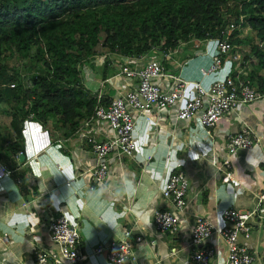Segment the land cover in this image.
<instances>
[{
	"label": "crops",
	"instance_id": "crops-1",
	"mask_svg": "<svg viewBox=\"0 0 264 264\" xmlns=\"http://www.w3.org/2000/svg\"><path fill=\"white\" fill-rule=\"evenodd\" d=\"M216 43L213 39L197 44L193 53L184 51L186 44L171 52L164 64L170 77L161 81L163 87L167 90L177 78L189 82L193 94V84L209 88L215 80L226 78L229 61L219 73L208 72ZM185 53L192 56L186 59ZM158 57L162 60V55ZM110 60L109 67L117 72L104 79V64L102 77L87 84L91 97L102 88L108 95L127 89L126 80L118 76L121 60L115 56ZM249 64L245 59L243 67L251 74ZM259 76L264 77L263 70ZM2 105L7 112L0 109V115L6 116V124L0 123V264H34L38 250L53 249L50 224L62 213L80 228L85 259L78 264H109L96 250L124 239L127 232L136 260L128 264H190L189 226L174 235L158 233L154 224L155 212L170 207L162 198L169 177L183 172L189 179L188 221L203 217L220 228L228 226L226 210H252L264 187V102L239 106L209 134L198 119L177 122V108L160 115L152 112V122L138 120L134 158L112 159L111 175L103 186L93 182L89 173L97 166L90 148L80 147L68 127L28 120L18 138L11 128L9 107ZM244 127L260 143L230 159L227 139ZM91 185L95 190L89 192ZM261 223V217H256L250 239L239 238V245L257 256L256 264H264ZM208 246L216 250L212 264H228L227 245L220 235L215 234Z\"/></svg>",
	"mask_w": 264,
	"mask_h": 264
},
{
	"label": "trees",
	"instance_id": "trees-1",
	"mask_svg": "<svg viewBox=\"0 0 264 264\" xmlns=\"http://www.w3.org/2000/svg\"><path fill=\"white\" fill-rule=\"evenodd\" d=\"M231 23V43L249 46L258 60L250 76L264 90V0H0V103L10 107L18 138L28 120L74 133L95 110L82 70L95 68L102 41L107 79L117 72L113 56H159L190 43L195 51ZM243 26L255 32L248 43ZM15 57L25 61L27 79L10 67Z\"/></svg>",
	"mask_w": 264,
	"mask_h": 264
},
{
	"label": "built area",
	"instance_id": "built-area-1",
	"mask_svg": "<svg viewBox=\"0 0 264 264\" xmlns=\"http://www.w3.org/2000/svg\"><path fill=\"white\" fill-rule=\"evenodd\" d=\"M235 29L236 26L232 24L215 38L216 52L208 70L209 74H217L223 69L226 61H229L231 66L228 75L224 79L215 80L209 88L199 83L193 84V94L190 83L177 78H174L167 90L163 87L161 81L170 77L164 65L170 58V53L162 55V60L148 59V56H115L121 60L118 76L126 80L127 89L112 92L110 95L104 92L103 88L98 90L94 95L96 106L93 115L84 120L73 133V138L78 141L79 146L90 148L97 161V166L89 171L93 182L103 186L108 181L112 159L134 158L138 150V120L142 118L152 122V112L160 115L177 108V122L198 119L203 130L209 134L239 106L264 102V90L252 80L246 70L247 66L243 67L245 57L240 53V46L231 43V34ZM130 60L131 65L127 63ZM11 88L14 89L15 85H11ZM99 135H102V138ZM259 143L260 139L252 130L244 127L227 139L228 156L231 159L237 153L249 151ZM229 167V164H226V168ZM2 169L5 175H10L8 169ZM94 190V185H91L89 192ZM189 191L190 182L185 173H174L169 177L162 188V198L170 207L155 212L156 231L160 234L176 235L184 226H189L190 264L213 263L216 250L208 246V242L215 234L220 235L227 245L228 264H256L257 256L248 248L239 245V238L250 239L251 222L258 216L261 217V227L264 231V187L257 195V202L252 210L225 211L224 219L228 226L224 228L203 217H197L192 223L188 221ZM130 236L131 233L127 232L124 239L113 240L107 248H98L96 255H103L109 264L135 262ZM50 241L54 248L38 250L34 264H78L84 261L80 228L73 223L69 215L62 213L52 220ZM136 241L141 243L142 239L138 238ZM262 256L264 258V252Z\"/></svg>",
	"mask_w": 264,
	"mask_h": 264
},
{
	"label": "rangeland",
	"instance_id": "rangeland-1",
	"mask_svg": "<svg viewBox=\"0 0 264 264\" xmlns=\"http://www.w3.org/2000/svg\"><path fill=\"white\" fill-rule=\"evenodd\" d=\"M232 24L233 23H231L230 25H232ZM240 30H241L240 39L244 40L245 43H248V42H250V40L255 38V32L251 28H249L248 26H243V27H241ZM192 44H194V43H190L187 46H185L186 49H184V51L186 50V52L189 51L191 53L192 48H190V47H191ZM195 48H196V46H195ZM240 53H241L242 57H245V59H248L250 61V64H249L250 66L249 67H252L253 65L254 66L257 65L258 60H257L256 57L251 55L252 54L251 53V49L249 48V46L247 44H244V46H240ZM156 54L151 56L150 59L151 58L152 59H160ZM105 55H106V49L104 48L103 41H102V43H100V45L97 48V56L92 61L93 67H95V68H92L90 66H86L82 70L83 84L86 87V89H87L88 82L90 83L94 77H97V78H101L102 77L101 74H102V70H103V67H104V64H105L104 60L106 58ZM160 55H162V54H159V56ZM185 55H188V54L185 53ZM250 57H251V59H250ZM9 65H10V67H12L14 69L19 70L20 73L25 74L24 76H25L26 79L28 78V76H26L28 69L26 70L25 61L21 57H15L12 61L9 62ZM29 86L31 87L32 84H29ZM2 107H3V105L0 104V109H3ZM4 112H7L6 109L4 110ZM4 112L1 113V115H0V119H1L0 123H1V125L3 123H4V125L6 124L4 122L5 117H6V116H4ZM9 113L12 115V121H13V113L11 112L10 107H9ZM50 123L48 124V126L51 125ZM11 126H12V123H11ZM11 128L13 129V127H11Z\"/></svg>",
	"mask_w": 264,
	"mask_h": 264
},
{
	"label": "water",
	"instance_id": "water-1",
	"mask_svg": "<svg viewBox=\"0 0 264 264\" xmlns=\"http://www.w3.org/2000/svg\"><path fill=\"white\" fill-rule=\"evenodd\" d=\"M20 158L25 159V155L21 154Z\"/></svg>",
	"mask_w": 264,
	"mask_h": 264
}]
</instances>
